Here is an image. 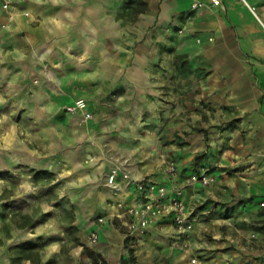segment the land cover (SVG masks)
<instances>
[{
    "label": "crops",
    "instance_id": "0c3cea01",
    "mask_svg": "<svg viewBox=\"0 0 264 264\" xmlns=\"http://www.w3.org/2000/svg\"><path fill=\"white\" fill-rule=\"evenodd\" d=\"M2 2L0 161L54 174L80 242L98 231L102 264H122L125 238L134 264H264V0ZM77 99L89 119L66 111ZM141 179L182 188L186 247L169 216L129 233ZM51 223L0 218V264L59 256Z\"/></svg>",
    "mask_w": 264,
    "mask_h": 264
},
{
    "label": "rangeland",
    "instance_id": "374dc122",
    "mask_svg": "<svg viewBox=\"0 0 264 264\" xmlns=\"http://www.w3.org/2000/svg\"><path fill=\"white\" fill-rule=\"evenodd\" d=\"M176 61L181 62V73L182 76L188 77L187 64L184 55H178L175 57ZM66 108V107H65ZM2 133H0V137ZM30 176L32 182L28 183L23 181V177ZM60 182L55 179L53 173L49 171H42L37 169L24 170L21 168L16 169V163L0 161V205L2 206V213L0 218H10L23 225L28 222L34 216L41 220L50 219L52 222V234L56 238H59L61 243V251L59 256L52 257L42 264H62L65 256H70L73 263L86 262L89 263L91 260L85 253V247L87 244L94 245L98 242L99 233H97V240H91V234L87 233L85 243H81L78 237V228L75 224L76 213L74 206L70 198L59 195L58 187ZM16 189L21 192L22 197L19 200L20 205L23 206L22 210L16 212V209L10 208L14 206L16 208ZM44 212V210H46ZM99 217L102 218L99 220ZM102 214L94 217L95 222L100 224L104 221ZM111 222L115 223L114 219H110ZM119 230H124L120 224H116ZM129 242L124 239L126 258H122V264H134L132 252L133 249L128 246ZM30 246V245H29ZM29 246H22L20 251H27ZM31 254H40V250L36 247L30 246ZM81 247L82 251L78 255L75 251ZM93 249V247H90ZM95 252L96 250L93 249ZM28 255V253H27ZM98 263L102 264V260L98 257Z\"/></svg>",
    "mask_w": 264,
    "mask_h": 264
},
{
    "label": "built area",
    "instance_id": "2783aa9c",
    "mask_svg": "<svg viewBox=\"0 0 264 264\" xmlns=\"http://www.w3.org/2000/svg\"><path fill=\"white\" fill-rule=\"evenodd\" d=\"M2 7L7 8L10 0H2ZM224 0H210L213 6H218ZM248 4V0H240ZM252 11L255 10L253 6L250 7ZM27 14V13H25ZM86 103L83 99H77L66 106V111L74 114L78 110L82 111L83 120L90 118V112L85 109ZM170 173L175 172V166L170 163L168 166ZM115 177V169L108 175V182H113ZM197 179L203 184L208 185L214 181V177L201 172ZM136 189L139 193V201L135 204L126 207V213L130 217L128 223L129 233L137 230L139 234H145L146 229L155 220L169 216L175 226L178 237L182 240V245L187 246L189 235L193 230L194 220L192 212L186 208L185 201L182 197V188H174L171 191L161 183L152 179H141L136 182ZM261 205H264L261 202ZM102 218H99L101 220ZM97 233L91 234V240H97ZM264 257V254H263ZM194 262V259H192Z\"/></svg>",
    "mask_w": 264,
    "mask_h": 264
},
{
    "label": "trees",
    "instance_id": "16d2710c",
    "mask_svg": "<svg viewBox=\"0 0 264 264\" xmlns=\"http://www.w3.org/2000/svg\"><path fill=\"white\" fill-rule=\"evenodd\" d=\"M85 253L88 256V258H90V264H99L98 263V257L100 256L99 253L95 252L93 249L89 248V247H85ZM62 264H74L73 260L70 256H65V258L63 259ZM75 264H87L84 262H80V263H75Z\"/></svg>",
    "mask_w": 264,
    "mask_h": 264
},
{
    "label": "bare ground",
    "instance_id": "6f19581e",
    "mask_svg": "<svg viewBox=\"0 0 264 264\" xmlns=\"http://www.w3.org/2000/svg\"><path fill=\"white\" fill-rule=\"evenodd\" d=\"M249 4V3H248Z\"/></svg>",
    "mask_w": 264,
    "mask_h": 264
}]
</instances>
